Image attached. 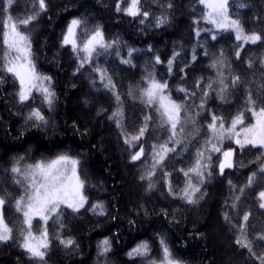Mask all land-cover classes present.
Masks as SVG:
<instances>
[{
    "label": "trees",
    "instance_id": "trees-1",
    "mask_svg": "<svg viewBox=\"0 0 264 264\" xmlns=\"http://www.w3.org/2000/svg\"><path fill=\"white\" fill-rule=\"evenodd\" d=\"M119 2L45 0L46 10H40L38 0H14L10 9L6 0H0V8L6 9L0 12V20L6 21L9 14L16 20L39 13L21 30L30 35L36 71L51 77L55 93L51 106L38 92L21 103L16 95L18 82L0 71V196L6 201L5 221L13 229L12 238L0 242V264H149V260L162 257L161 239L182 264H261L264 208L259 206V193L264 191V173L259 169L264 164V149H241L227 142V147L235 149L233 167L221 174L217 155L194 197L197 202L187 203L180 192L187 184L181 170L195 163L196 153L210 136L207 126L212 115L224 117L228 125L243 111L246 123L251 124L252 114L246 110L249 95L257 108L264 106V0L229 3L231 17L239 19L245 33L261 36L256 44L244 46L232 32L213 30L202 19L205 9L198 0H141L139 7L149 14L146 18L117 12ZM128 3L124 0L121 9ZM160 17L166 22L157 26ZM73 19H80L81 28L88 31L100 27L105 39L115 40L116 45L80 68L71 46L62 44ZM130 49L131 64L122 63L129 59ZM4 51L0 46V57ZM94 67L107 70L119 102L100 82ZM149 74L168 84L166 91L185 104L187 113L181 114L185 118L182 142L156 167L151 188L150 182L140 177L150 170L152 145L167 141L170 133L161 126L154 108L141 101L140 89ZM236 76L239 81L233 85ZM221 80L228 85L223 92ZM181 88L193 95L179 91ZM205 92L204 107L200 108ZM118 108L123 111L120 126L112 118ZM34 109L44 115L46 124L28 119ZM146 116L151 119L144 136L130 147L125 137L135 135ZM141 146L144 156L132 161V153ZM61 154L80 160L87 202L78 212L61 208V219L53 216L48 221L50 248L40 261L20 246L25 225L15 202L23 188L15 183L11 168L20 157H24L23 167ZM254 172L256 179L246 187ZM95 205L103 206V215L100 209L92 211ZM244 215L249 217L246 224ZM68 239L74 244L65 247L60 241ZM105 239L110 243L107 253L103 252ZM237 239L250 242L252 251L237 244ZM142 242L148 243L150 256L129 257Z\"/></svg>",
    "mask_w": 264,
    "mask_h": 264
},
{
    "label": "snow or ice",
    "instance_id": "snow-or-ice-1",
    "mask_svg": "<svg viewBox=\"0 0 264 264\" xmlns=\"http://www.w3.org/2000/svg\"><path fill=\"white\" fill-rule=\"evenodd\" d=\"M13 2L14 0H6L7 8L10 9ZM123 2L124 0H120L117 3V12L123 10L126 15L131 17L142 16L146 18L149 15L147 11H142L139 7L141 0H130L128 5L124 9H121L120 4ZM198 2L206 10L202 19L206 23L213 25L215 29L224 31L231 30L235 33L236 40H243L244 43L251 42L255 44L261 40V36L258 34H246L239 19H234L229 15V0H198ZM168 6L171 7V4ZM243 6L241 5V7ZM38 7L40 10H46L45 0H38ZM3 11H6V9L0 8V12ZM38 14L28 15L16 20L9 14L6 21L0 20V24H2V30H0V46L5 49L2 57H0L3 60V63L0 64V71L11 74L18 82L19 90L16 95L21 103L32 98V93L35 91L40 93L44 101L51 106L55 96V93L50 90L51 77L41 75L36 71L32 58L33 53L30 35L21 30V26L27 28L37 18ZM140 22L143 23V19ZM165 22V18L160 17L157 19V26ZM82 23L80 19H73L68 25L62 39V44L64 46H71V51L76 53L80 68H83L86 63L91 64L94 55L98 58L99 55L108 52L117 43L115 40H106L103 30L100 27L88 31L87 28H81ZM196 23H199V21H196ZM197 35H199V30H197ZM212 39H216L215 34L212 35ZM99 50L103 51L101 52ZM81 53H83V56H81ZM116 54L119 55L118 52ZM131 55L132 50L130 49L128 52L129 59H122L121 62L131 64ZM238 55L239 52H237ZM156 62H160L159 57L156 58ZM168 63L169 71H171L172 61ZM93 70L99 74L100 82L110 91L114 92L117 102H119V94L115 93V85L112 83L111 78L106 75L107 70L99 67H94ZM238 81L239 77L236 76L233 77L231 83L235 85ZM0 83H3L2 79H0ZM221 84L223 85L221 92H223L227 89L228 85L223 80H221ZM208 87H212V82L208 84ZM167 89L168 84L166 82L161 83L151 74H149L146 80V85L140 89L142 103L154 108L155 112L159 115L161 126H166L170 133L167 141L159 145H152V163L150 170L140 177L141 180H148L150 182L148 185L149 188L152 187L151 179L155 175L156 167L164 161L169 152H175L176 146L182 142L184 134L185 118L181 114L182 112L187 114L186 106L183 103H178L173 100L170 92L166 91ZM179 91L185 92L186 95H193L183 88L179 89ZM206 96L207 93H203L201 104L199 105L200 108L204 107V97ZM246 110L251 112L255 118L254 123L246 125L244 113L241 111L235 117L231 118L230 124L226 128L224 117L212 115L211 122L207 126V131L211 135L205 141L204 149L196 153L195 163L191 167L187 170H181L184 172V176L188 178L186 187L180 192L181 199L186 200L189 204L197 202L194 197L196 193L201 191L205 170L211 161L210 153L221 152V147L218 145H222L225 137L233 140L241 149L248 145H251L253 148L259 147L264 149V106L257 108L256 101L249 95ZM196 115H199V113ZM112 118L116 119L117 125L120 126L121 119L123 118L122 109L118 108L113 113ZM28 119L44 124L47 123L44 115L38 109L31 111ZM150 119L151 116H146L143 127H140L135 135H131L130 137L126 136L125 143L130 147H135L134 142L139 141L144 136L148 127L147 122ZM193 123H195L194 119ZM169 144L172 147H169ZM206 151L209 153L207 157L205 156ZM222 155L223 161L219 163L221 174H223L225 168L233 167L231 159L233 151H223ZM143 156L144 148L141 146L137 151L132 153L131 160L139 161ZM23 161L24 157H20L11 168V172L16 177L15 183L23 188V194L15 202L16 211L22 214L23 223L26 225V228L21 232L23 240L20 246L30 254V257L44 261L47 250L50 248L47 229L48 221L53 216H56L57 220L61 219V206L70 208L74 212H78L84 207L87 202V198L83 194L85 180L81 178L78 171L80 160L67 154L58 155L55 159H41L34 163H25L21 167ZM259 171L264 173V164L261 165ZM193 177L196 178L195 183L193 182ZM255 179L256 173L254 172L249 177L246 187H250ZM172 191V187L169 184V192L171 193ZM240 191L243 192V189ZM259 199L261 201L259 206L264 208V191H260ZM5 203V198L0 196V241H8L11 239L13 231L4 218L3 210ZM97 209H100L101 215L104 214L102 205H95L92 211H96ZM37 218L42 221L38 229L39 234L33 232V220ZM248 218V215L243 216L245 224ZM225 219H228L227 215ZM243 227L244 225H241L242 234ZM57 238L59 239V237ZM260 239H264V235H261ZM60 242L65 247H70L74 244V241L71 239L61 240ZM236 243L248 248L250 252L252 251L250 242L237 239ZM102 245L104 253L110 251V243L107 239L102 241ZM160 245L162 248L160 261L157 262L154 259L149 260V264H182L180 260L173 258L170 248L163 239L160 240ZM128 255L129 257H149L150 248L148 243L142 242L138 244ZM260 260L261 264H264V255L260 257Z\"/></svg>",
    "mask_w": 264,
    "mask_h": 264
},
{
    "label": "rangeland",
    "instance_id": "rangeland-1",
    "mask_svg": "<svg viewBox=\"0 0 264 264\" xmlns=\"http://www.w3.org/2000/svg\"><path fill=\"white\" fill-rule=\"evenodd\" d=\"M230 1L231 0H229V3H230ZM129 2H130V0H129ZM127 6V5H126ZM126 6H124L122 9H124ZM203 6V5H202ZM204 7V6H203ZM228 8H229V4H228ZM206 11V10H205ZM122 12L125 14V12L122 10ZM229 15H230V13H229ZM231 16V15H230ZM7 19V18H6ZM210 26H211V28L213 29V30H218V29H215L214 28V26L213 25H211V24H209ZM219 31V30H218ZM228 31H230V32H232L234 35H235V33L233 32V31H231V30H228ZM247 34V33H246ZM249 35H251V34H249ZM242 46H244V45H246V44H253V43H251V42H248V43H244V41L243 40H237ZM258 42V41H257ZM256 42V43H257ZM255 43V44H256ZM81 56H83V53H81ZM87 64V63H86ZM50 90H51V88H50ZM35 91H33V93H34ZM33 93H32V95H33ZM253 117V116H252ZM244 119H245V124L247 125V123H246V116H245V114H244ZM255 122V118L253 117V122L252 123H254ZM251 123V124H252ZM229 126V124L228 125H225V127L227 128ZM210 135H211V133H210ZM215 142V141H214ZM227 142H232V143H234V146L235 147H239L240 148V146L239 145H237L233 140H230V139H228L227 137H225V139L223 140V142H222V145H218V146H220L221 147V152H211L210 153V155H211V161L209 162V164H208V168L205 170V177H206V175L207 174H209L210 173V170H211V167H212V165L214 164V160H215V158L217 157V155H220V160H219V162H217V168L219 169V163L221 162V161H223V155H222V152L223 151H228V150H232L233 151V156H232V161H233V157H234V153H235V149L234 148H229V147H227ZM205 146V145H204ZM204 146L202 147V149L201 150H203L204 149ZM248 146H251V145H248ZM210 147V146H209ZM246 147V146H245ZM209 155V153L206 151L205 152V156L207 157ZM53 159H55V158H53ZM227 168H225L224 169V171L226 170ZM78 171H79V169H78ZM220 171V170H219ZM79 174H80V172H79ZM205 177H204V180H205ZM188 179V178H187ZM193 182L195 183L196 182V178L195 177H193ZM83 194L85 195V193H84V189H83ZM85 205H86V203H85ZM84 205V206H85ZM61 208H67V207H65V206H61ZM60 208V209H61ZM82 208H84V207H82ZM81 208V209H82ZM70 209V208H69ZM37 221L39 222L38 224H37ZM37 224V225H36ZM42 224V221H40L38 218L37 219H34L33 220V232L35 233V234H39V231H38V229H39V226ZM25 228H26V225H25ZM0 242H4V241H0ZM160 261V260H159ZM159 261H157V262H159Z\"/></svg>",
    "mask_w": 264,
    "mask_h": 264
}]
</instances>
